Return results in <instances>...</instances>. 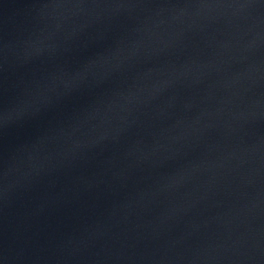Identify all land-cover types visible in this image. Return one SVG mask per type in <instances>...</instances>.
<instances>
[{
    "label": "water",
    "instance_id": "95a60500",
    "mask_svg": "<svg viewBox=\"0 0 264 264\" xmlns=\"http://www.w3.org/2000/svg\"><path fill=\"white\" fill-rule=\"evenodd\" d=\"M0 264H264V0H0Z\"/></svg>",
    "mask_w": 264,
    "mask_h": 264
}]
</instances>
